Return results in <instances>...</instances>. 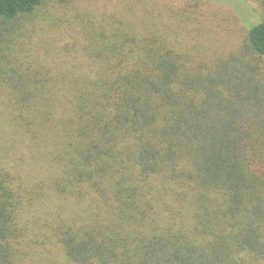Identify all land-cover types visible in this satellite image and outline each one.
I'll list each match as a JSON object with an SVG mask.
<instances>
[{"label":"trees","instance_id":"obj_1","mask_svg":"<svg viewBox=\"0 0 264 264\" xmlns=\"http://www.w3.org/2000/svg\"><path fill=\"white\" fill-rule=\"evenodd\" d=\"M244 1L247 59L115 29L113 62L55 75L1 46L50 0H0V264H264V0Z\"/></svg>","mask_w":264,"mask_h":264},{"label":"rangeland","instance_id":"obj_2","mask_svg":"<svg viewBox=\"0 0 264 264\" xmlns=\"http://www.w3.org/2000/svg\"><path fill=\"white\" fill-rule=\"evenodd\" d=\"M48 6L1 41L5 55L22 59L21 71L96 72L103 54L113 62L116 53L109 39L115 29L127 40L158 38L194 59L195 67L236 63L247 59L246 29L260 19L256 5L244 0H50ZM132 49L126 45L124 54L132 56ZM52 256L65 264L60 255ZM34 258L35 264L45 263L43 256Z\"/></svg>","mask_w":264,"mask_h":264}]
</instances>
